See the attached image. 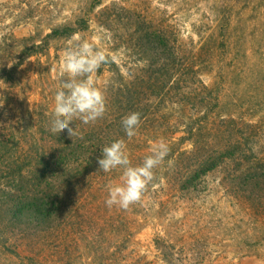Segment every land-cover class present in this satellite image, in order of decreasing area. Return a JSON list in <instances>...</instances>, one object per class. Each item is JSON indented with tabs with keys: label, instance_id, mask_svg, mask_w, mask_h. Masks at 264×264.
Here are the masks:
<instances>
[{
	"label": "trees",
	"instance_id": "1",
	"mask_svg": "<svg viewBox=\"0 0 264 264\" xmlns=\"http://www.w3.org/2000/svg\"><path fill=\"white\" fill-rule=\"evenodd\" d=\"M130 17L132 25L124 36L111 32L116 29L109 23L102 25L106 33L100 40L107 46L109 62L96 77L107 75L103 85H97L105 93L107 110L91 124L74 118L70 126L82 138H69L66 130L58 136L51 133V100L38 105L44 109L41 113L28 111L31 128L11 122L8 133L2 120L5 110L0 109V264H54L60 247L64 253L69 249L64 243L67 225L77 236L71 246L78 250L83 244L86 264H157L128 245L132 206L121 210L105 204L108 187L122 183L123 170L97 171V159L105 146L121 138L133 166L150 155L154 141L163 138L170 146L140 201L147 200L156 213L153 221L171 215L182 223L195 210L209 211L206 202L215 198L226 206L242 199L252 210L264 209V141L258 139V127L225 113L220 93L202 79L199 54L184 47L174 30L146 17ZM230 23L225 16L220 27L227 30ZM88 29V22L80 19L44 35L28 33L23 45L9 53L17 58L12 67L0 63V91L3 84L17 88L19 68L31 58L48 55L54 41H70ZM217 38L224 44L227 31ZM119 50H125L123 55ZM28 81L34 82L32 77ZM131 112L141 114V123L137 135L128 139L121 121ZM167 160L174 162L171 167ZM178 200L193 211L173 214L171 202L176 205ZM255 221L259 229L236 242L246 248V255L264 250V221ZM170 235L175 239L174 233L153 239L160 264H205L211 257L206 242L197 243L199 252L190 243L177 248ZM47 251L53 253L48 256Z\"/></svg>",
	"mask_w": 264,
	"mask_h": 264
},
{
	"label": "rangeland",
	"instance_id": "2",
	"mask_svg": "<svg viewBox=\"0 0 264 264\" xmlns=\"http://www.w3.org/2000/svg\"><path fill=\"white\" fill-rule=\"evenodd\" d=\"M130 16L146 17L174 30L184 47L199 54L197 62L202 79L220 93L225 113L235 120L255 124L261 133L258 139L264 141V0H0V44L4 50L0 63L16 61V56L9 53L23 45L28 33L44 35L55 27L75 25L80 19L89 24L88 31L82 35H76L70 41H54L48 55L25 62L17 71V88L11 89L3 84L0 91L3 106L0 109L5 110L2 120L6 132L11 122L17 121L16 127L29 129L28 111L41 113L44 109L38 105L50 100L54 103L65 49L87 41L106 50L107 46L101 41L106 33L102 25L109 23L116 29L111 32L124 36L130 25ZM225 16L231 22L227 30L220 27V20ZM224 31H227L228 38L223 44L217 36ZM74 40L78 43L75 44ZM124 51H120L122 55ZM96 76V84L103 85L107 75ZM31 77L33 83L28 81ZM51 109L53 111L54 107ZM184 147L190 148L188 144ZM215 199L206 202L209 211L204 209L201 214L195 210L182 223L175 216V221L170 219L171 215L161 222L153 221L156 213L150 210L147 200L133 205L128 245L145 254L148 260L160 264L153 239L174 233L175 239L172 235L170 238L176 246L190 243L199 252L197 243L206 242L211 257H206L205 264H264V250L256 255H246V248L236 244L238 237L251 229H259L255 218L264 221V209L252 210L242 199L232 200L230 206L218 204ZM204 204L205 201L201 208ZM185 205L181 200L176 205L171 202L172 213L180 215L193 211ZM219 206L224 209L219 210ZM65 238L64 243L69 249L64 253L61 246V254L56 255L54 264H86L87 253L83 244L78 250L70 244V241L77 243V236L69 225ZM51 253L47 251L48 256ZM4 264L16 263L8 261Z\"/></svg>",
	"mask_w": 264,
	"mask_h": 264
},
{
	"label": "clouds",
	"instance_id": "3",
	"mask_svg": "<svg viewBox=\"0 0 264 264\" xmlns=\"http://www.w3.org/2000/svg\"><path fill=\"white\" fill-rule=\"evenodd\" d=\"M109 62V54L103 48L84 41L82 44L67 48L63 54V75L59 79V90L54 97L53 118L50 131L54 135L67 131L68 137L82 138L80 132L71 127L74 118L84 124H91L102 118L107 110L104 91L97 86L94 76L97 71ZM13 62H8L11 68ZM3 104H0L2 107ZM141 123V114L131 112L122 121V127L128 139L137 135ZM171 149L161 138L152 143L150 155L146 156L142 164L133 166L127 151L125 139H117L102 149L97 159L98 169L109 173L115 169H122V183L110 185L105 200L107 207L118 206L121 210H128L139 203L149 186L154 181L155 169L165 163V158ZM167 160V165H173Z\"/></svg>",
	"mask_w": 264,
	"mask_h": 264
}]
</instances>
